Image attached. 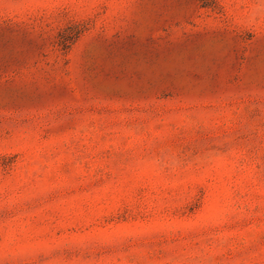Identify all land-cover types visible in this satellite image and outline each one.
<instances>
[{
	"label": "rangeland",
	"instance_id": "rangeland-1",
	"mask_svg": "<svg viewBox=\"0 0 264 264\" xmlns=\"http://www.w3.org/2000/svg\"><path fill=\"white\" fill-rule=\"evenodd\" d=\"M0 264H264V0H0Z\"/></svg>",
	"mask_w": 264,
	"mask_h": 264
}]
</instances>
